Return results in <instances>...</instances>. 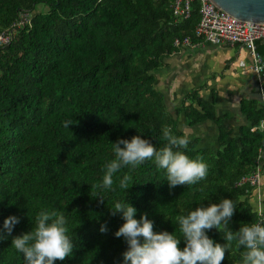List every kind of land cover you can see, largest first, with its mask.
<instances>
[{
  "label": "trees",
  "instance_id": "obj_1",
  "mask_svg": "<svg viewBox=\"0 0 264 264\" xmlns=\"http://www.w3.org/2000/svg\"><path fill=\"white\" fill-rule=\"evenodd\" d=\"M173 2L0 0V33L20 13L30 15L29 24L13 28L11 41L0 46V236L6 235L7 217L20 220L11 236L0 239V264H25L12 238L34 230L45 210L65 217L74 245L70 257L54 264H124L128 245L115 233L125 221L120 213L112 214L115 202L130 203L137 220L146 214L154 232L178 239V216L224 198L237 205L229 222L233 232L264 222L251 206L253 189L236 185L257 167L264 177L259 157L264 112L255 104L242 109L247 125L237 136L218 125L215 150L188 139L181 151L207 165L206 178L197 184L170 189L166 170L153 159L121 168L112 189L98 187L106 164L115 159L118 140L139 135L159 150L167 144L165 129L183 136L176 130L180 113L190 126L213 120V103L196 91L185 96L173 117L156 88L162 58L176 51L173 42L196 41L199 2L190 3L186 19L172 15ZM255 48L264 59V45L258 41ZM125 175L127 192L119 187ZM207 235L226 243L216 229ZM179 246L183 249V240ZM242 251L233 241L222 264H242Z\"/></svg>",
  "mask_w": 264,
  "mask_h": 264
},
{
  "label": "clouds",
  "instance_id": "obj_2",
  "mask_svg": "<svg viewBox=\"0 0 264 264\" xmlns=\"http://www.w3.org/2000/svg\"><path fill=\"white\" fill-rule=\"evenodd\" d=\"M164 139L167 144L157 150L148 140L139 135L131 140L120 139L114 144L115 159L105 166L101 189L113 188V175L123 167H137L146 160H153L158 168L166 170L169 188L179 185H195L207 175V165L192 160L184 154L189 140L186 136H175L165 129ZM124 145L121 147L120 145ZM263 153V152H262ZM129 177L125 175L119 182L121 189L129 187ZM99 202H104L102 194L97 193ZM127 201V200H126ZM237 205L232 199L224 198L220 203L199 206L186 215L177 217L182 239L173 233L153 231V222L144 214L135 218L137 209L128 202H115L110 207L112 214L120 213L125 221L116 231L117 238L123 237L128 248L123 253L124 264H222L225 252L230 251L232 242L241 253L242 264H264V222L240 227L233 232L229 222ZM20 222L16 216H9L3 222L6 239L12 235L14 226ZM66 219L56 211H41L36 217L34 230L12 238V246L23 254L25 264H54L73 253V241L67 235ZM216 229L223 234L224 245L209 238L207 231ZM101 232L106 228L101 227ZM181 240L185 246L180 248Z\"/></svg>",
  "mask_w": 264,
  "mask_h": 264
},
{
  "label": "crops",
  "instance_id": "obj_3",
  "mask_svg": "<svg viewBox=\"0 0 264 264\" xmlns=\"http://www.w3.org/2000/svg\"><path fill=\"white\" fill-rule=\"evenodd\" d=\"M162 62L163 66L156 72V88L173 117L192 91L214 105L213 120L190 126L183 113L176 119V130L189 140L196 139L198 148L204 149L206 142L217 144L219 124L229 136H237L239 128L247 125L242 114L244 107L255 104L264 112V94L258 92L250 69L251 59L241 46L191 41L190 45H181L174 53L164 56ZM261 122L264 125V120Z\"/></svg>",
  "mask_w": 264,
  "mask_h": 264
},
{
  "label": "built area",
  "instance_id": "obj_4",
  "mask_svg": "<svg viewBox=\"0 0 264 264\" xmlns=\"http://www.w3.org/2000/svg\"><path fill=\"white\" fill-rule=\"evenodd\" d=\"M193 0H174L172 5V15L176 18L186 19L189 14V6ZM199 2V19L194 29V37L196 40L209 43L211 45H238L244 48L251 59V71L255 75L258 92L261 95L264 94V59L260 56L255 48V43L264 39V24L243 22L236 20L225 13L216 9L208 0H197ZM30 15L26 13H20L17 21L11 25L10 28L0 33V46L7 45L14 34L13 28H18L21 25L29 24ZM189 38L183 41L175 40L173 46L178 48L181 45H190ZM259 129L264 131V125L262 122L259 125ZM252 128L251 131H254ZM263 153H259V157L262 158ZM261 178L262 173L258 167L255 172L249 176L243 177L236 184L241 186L248 184L252 189V196H256L261 192ZM253 201V203H252ZM251 206L258 216L262 218L264 216V200L261 196L260 199H251Z\"/></svg>",
  "mask_w": 264,
  "mask_h": 264
},
{
  "label": "water",
  "instance_id": "obj_5",
  "mask_svg": "<svg viewBox=\"0 0 264 264\" xmlns=\"http://www.w3.org/2000/svg\"><path fill=\"white\" fill-rule=\"evenodd\" d=\"M216 9L243 22L264 24V0H208ZM264 44V39L261 41ZM264 160V152L262 154Z\"/></svg>",
  "mask_w": 264,
  "mask_h": 264
},
{
  "label": "rangeland",
  "instance_id": "obj_6",
  "mask_svg": "<svg viewBox=\"0 0 264 264\" xmlns=\"http://www.w3.org/2000/svg\"><path fill=\"white\" fill-rule=\"evenodd\" d=\"M225 53H226V51H225ZM235 64H233V65H235ZM204 145H205L204 148H206V149L215 150V148H217V145L215 143H212V142H206V144H204ZM263 192H264V187L261 189V192L258 195H256L255 197L251 196V199H253V198H255L256 200L260 199V197L264 194ZM252 203H253V201H252Z\"/></svg>",
  "mask_w": 264,
  "mask_h": 264
},
{
  "label": "flooded vegetation",
  "instance_id": "obj_7",
  "mask_svg": "<svg viewBox=\"0 0 264 264\" xmlns=\"http://www.w3.org/2000/svg\"><path fill=\"white\" fill-rule=\"evenodd\" d=\"M263 176H262V178H261V184H262V186H261V188H263L264 187V180H263ZM264 193V192H263ZM262 197H263V200H264V194L262 195Z\"/></svg>",
  "mask_w": 264,
  "mask_h": 264
}]
</instances>
